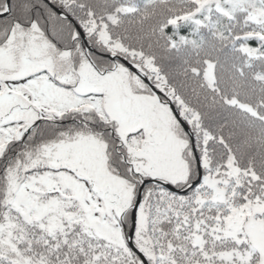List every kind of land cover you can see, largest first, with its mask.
<instances>
[{"label":"snow or ice","instance_id":"6c2138e0","mask_svg":"<svg viewBox=\"0 0 264 264\" xmlns=\"http://www.w3.org/2000/svg\"><path fill=\"white\" fill-rule=\"evenodd\" d=\"M0 264H264V0H0Z\"/></svg>","mask_w":264,"mask_h":264}]
</instances>
